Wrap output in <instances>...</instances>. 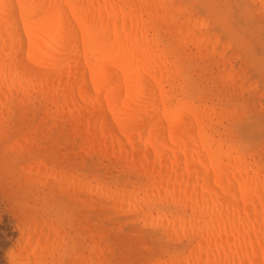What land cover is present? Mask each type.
<instances>
[{"label":"rangeland","instance_id":"rangeland-1","mask_svg":"<svg viewBox=\"0 0 264 264\" xmlns=\"http://www.w3.org/2000/svg\"><path fill=\"white\" fill-rule=\"evenodd\" d=\"M165 6L178 24L185 20L178 16L183 10L198 20V27L203 21L208 26L190 30L199 40L203 33L210 36L199 52L181 46L177 31L168 32L170 17L164 22L161 14L153 16L157 37L184 69L188 96L222 113L220 130L232 134L244 153L264 166V0H166ZM37 87L0 81V264H9L12 254L20 264H35L38 257L44 264H264L258 256L245 258L234 251L253 248L264 231L255 230L253 238L241 243L218 241L208 255L198 244L205 235L194 234L202 227L199 221L206 209L223 207L238 191H229L225 199H184L181 190L150 188L154 173L159 166L164 172L169 157H157V162L123 157L95 138L88 140L86 130L73 125L71 103L54 105ZM197 162L204 158L196 157L186 167ZM219 163L222 167L227 159ZM31 164L47 167L38 177L50 180L28 182L32 176L24 167ZM180 165L184 169L185 162ZM210 168L202 164L195 170L205 174ZM52 174L66 177L54 181ZM69 184L67 194H46ZM80 184L101 187L109 198L93 194L85 203L70 200ZM121 192L126 195L116 196ZM234 202L228 206L238 211ZM31 217L53 220L60 231L52 232L53 243L44 253L27 249L19 254L24 244L18 226L26 228ZM240 219L237 216L235 224ZM226 234L223 227L212 233ZM228 249L233 255L224 254Z\"/></svg>","mask_w":264,"mask_h":264},{"label":"bare ground","instance_id":"bare-ground-1","mask_svg":"<svg viewBox=\"0 0 264 264\" xmlns=\"http://www.w3.org/2000/svg\"><path fill=\"white\" fill-rule=\"evenodd\" d=\"M165 5L166 0H0V81L26 87L35 84L54 105L71 103L68 109L75 129H85L88 140L95 138L123 157L143 161L169 157L164 172L159 166L151 178L152 189L181 190L184 199H225L229 191H238L223 207L206 209L199 221L202 227L194 234L205 235L198 244L206 247L208 255L218 241L241 243L253 238L255 230L264 231V166L244 153L232 134L220 130L222 113L199 106L188 96L184 69L157 37L153 16L161 14L164 22L170 17L168 32L177 31L181 46H194L199 52L210 36L203 33L199 40L190 30L208 26L203 21L198 27V20L183 10L178 16L185 20L178 24ZM196 157L204 162L186 167ZM225 158L226 165L218 167L217 162ZM202 164L211 167L205 174L195 170ZM224 167L232 174H222ZM24 171L32 176L30 183L50 180L38 177L47 167L31 164ZM52 177L64 181L66 176ZM173 180L178 185H171ZM69 187L40 193L67 194ZM93 194L109 198L105 189L88 184L78 185L68 197L85 203ZM231 201L238 211L229 208ZM249 211L256 213L250 217ZM237 216L241 219L235 224ZM40 221L31 217L26 228L19 224L24 244L19 254L27 249L44 253L53 243L50 236L60 225ZM221 227L227 234L213 236ZM253 246L234 251L264 262V235ZM224 254L233 252L228 249ZM9 264H20L14 254ZM35 264L44 263L38 257Z\"/></svg>","mask_w":264,"mask_h":264}]
</instances>
